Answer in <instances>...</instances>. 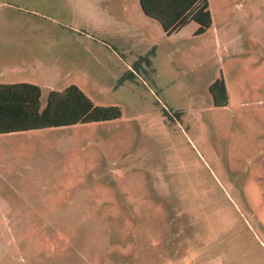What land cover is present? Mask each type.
<instances>
[{
  "label": "rangeland",
  "instance_id": "374dc122",
  "mask_svg": "<svg viewBox=\"0 0 264 264\" xmlns=\"http://www.w3.org/2000/svg\"><path fill=\"white\" fill-rule=\"evenodd\" d=\"M178 27L154 83L112 91L91 56L82 88L116 121L0 136V264H264V0Z\"/></svg>",
  "mask_w": 264,
  "mask_h": 264
},
{
  "label": "crops",
  "instance_id": "0c3cea01",
  "mask_svg": "<svg viewBox=\"0 0 264 264\" xmlns=\"http://www.w3.org/2000/svg\"><path fill=\"white\" fill-rule=\"evenodd\" d=\"M45 1L0 0L1 85L27 83L41 91L45 86L49 92L75 85L84 93L83 85L101 84L91 73V56H96L93 61L106 70L112 91L140 80L154 83L159 55L169 51L165 43L173 33H180V23L165 33L156 20L147 16L143 0H54L57 19L46 21L60 29L51 30L43 27V22L28 18L36 19L42 10L29 4ZM10 8L19 15L11 19ZM123 77L126 80L118 85ZM86 125L91 124L50 129Z\"/></svg>",
  "mask_w": 264,
  "mask_h": 264
},
{
  "label": "trees",
  "instance_id": "16d2710c",
  "mask_svg": "<svg viewBox=\"0 0 264 264\" xmlns=\"http://www.w3.org/2000/svg\"><path fill=\"white\" fill-rule=\"evenodd\" d=\"M147 16L165 33L172 31L202 0H143ZM145 60V58H142ZM126 77L119 80L120 85ZM38 86L0 84V135L115 121L121 117L117 106H97L75 85L50 91L41 107Z\"/></svg>",
  "mask_w": 264,
  "mask_h": 264
}]
</instances>
